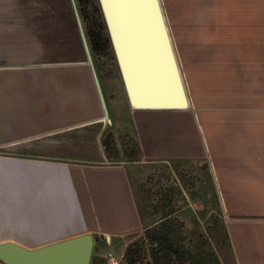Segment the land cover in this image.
Wrapping results in <instances>:
<instances>
[{
    "label": "crops",
    "instance_id": "obj_1",
    "mask_svg": "<svg viewBox=\"0 0 264 264\" xmlns=\"http://www.w3.org/2000/svg\"><path fill=\"white\" fill-rule=\"evenodd\" d=\"M249 40L254 58L225 66L234 74L241 66L240 75L264 82L259 41ZM28 57L22 43L0 42V243L34 249L91 233L113 247L143 224L127 166L110 163L102 145L110 114L106 81L102 85L94 64L103 101L89 60ZM253 103L230 111L198 103L194 113L190 106L136 110L134 116L144 157L203 161L212 190L222 197L237 264H264V102ZM94 128L92 145L86 131ZM10 147L33 149L7 152ZM58 148L70 153L56 157Z\"/></svg>",
    "mask_w": 264,
    "mask_h": 264
},
{
    "label": "rangeland",
    "instance_id": "obj_2",
    "mask_svg": "<svg viewBox=\"0 0 264 264\" xmlns=\"http://www.w3.org/2000/svg\"><path fill=\"white\" fill-rule=\"evenodd\" d=\"M87 4V22L97 23L92 2ZM162 5L190 112L194 113L198 103L230 111L243 102H264V98H252L264 97V82L259 77L240 75L241 66L236 67V74L225 66L226 60L244 65V60L254 58L250 36L259 41L258 59L264 58V0H162ZM0 42H20L28 58L39 52L42 61L88 60L72 0H0ZM92 58L102 85L104 79L107 84L103 93L110 114L102 134V143L109 148L107 160L127 166L143 224L139 233L113 247L96 241L95 260L106 264L107 254L113 253L121 264L126 248L138 243L141 252L135 264H160L159 256L169 252L175 264L181 259L188 264H233L232 247L223 237L228 217L222 197L215 200L203 161L172 158L153 162L144 157L134 126V116L139 113L129 106L117 63L107 52ZM89 130L86 134L92 144L98 129ZM32 149L10 147L6 151L32 153ZM58 149L53 154L56 157L70 153ZM201 229L209 232L214 255Z\"/></svg>",
    "mask_w": 264,
    "mask_h": 264
},
{
    "label": "water",
    "instance_id": "obj_3",
    "mask_svg": "<svg viewBox=\"0 0 264 264\" xmlns=\"http://www.w3.org/2000/svg\"><path fill=\"white\" fill-rule=\"evenodd\" d=\"M72 3L103 98L76 0ZM99 4L130 108L188 109L191 102L161 0H99ZM106 114L108 117L107 109ZM95 244L96 238L91 233L34 249L2 242L0 261L3 264H91Z\"/></svg>",
    "mask_w": 264,
    "mask_h": 264
},
{
    "label": "trees",
    "instance_id": "obj_4",
    "mask_svg": "<svg viewBox=\"0 0 264 264\" xmlns=\"http://www.w3.org/2000/svg\"><path fill=\"white\" fill-rule=\"evenodd\" d=\"M89 1L92 2L93 5V13L95 14V18L97 23L95 22H91L89 23V21L87 22V19L85 17V13L87 11V7H89V5L87 4ZM77 3V7L80 13V16L83 19V23H84V30L87 36V40L89 43V47L92 53V56L94 58L98 57L99 55H101L104 52H107L108 57L116 62V58L114 55V50L112 47V43H111V39L109 37L107 28H106V24L104 21V17L102 14V10L99 4V0H76ZM117 63V62H116ZM95 66L96 69L98 71V74L101 75L98 65L95 62ZM106 150V153L109 154V148L107 146V144H103ZM214 197L215 200L218 202V195L216 194L215 190H214ZM223 237L225 242L228 243L229 248L231 247V242H230V237H229V233L227 228L225 227V225H223ZM201 236H203V238L206 241L207 244V248L208 250L213 253L214 255V248L213 245L210 241V235L209 232H207V229H201ZM95 249V248H94ZM141 252L138 243L136 244H130L125 251L124 257H123V263L121 264H135L137 261V257L139 255V253ZM172 256V252H169L168 255L166 256H159V259H161L160 264H175ZM181 259V258H180ZM218 260V258H217ZM233 264H237L235 258L233 257ZM219 261V260H218ZM91 264H103V261L99 260L98 262L95 260V255L93 253V257H92V261ZM179 264H188V262L186 261H182Z\"/></svg>",
    "mask_w": 264,
    "mask_h": 264
},
{
    "label": "built area",
    "instance_id": "obj_5",
    "mask_svg": "<svg viewBox=\"0 0 264 264\" xmlns=\"http://www.w3.org/2000/svg\"><path fill=\"white\" fill-rule=\"evenodd\" d=\"M106 264H120V261L113 255V253H108L106 256Z\"/></svg>",
    "mask_w": 264,
    "mask_h": 264
},
{
    "label": "bare ground",
    "instance_id": "obj_6",
    "mask_svg": "<svg viewBox=\"0 0 264 264\" xmlns=\"http://www.w3.org/2000/svg\"><path fill=\"white\" fill-rule=\"evenodd\" d=\"M161 2H162V0H161ZM163 6V5H162ZM165 14V13H164ZM166 17V16H165ZM179 62V61H178ZM180 65V64H179ZM181 69V68H180Z\"/></svg>",
    "mask_w": 264,
    "mask_h": 264
}]
</instances>
